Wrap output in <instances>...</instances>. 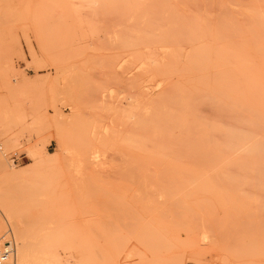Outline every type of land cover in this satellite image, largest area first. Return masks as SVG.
I'll return each mask as SVG.
<instances>
[{
  "label": "rangeland",
  "instance_id": "rangeland-1",
  "mask_svg": "<svg viewBox=\"0 0 264 264\" xmlns=\"http://www.w3.org/2000/svg\"><path fill=\"white\" fill-rule=\"evenodd\" d=\"M262 33L264 0H0V245L14 243L15 264V210L26 264H264ZM239 49L250 64L230 71ZM177 93L204 98L182 123ZM217 123L232 144L217 146Z\"/></svg>",
  "mask_w": 264,
  "mask_h": 264
},
{
  "label": "bare ground",
  "instance_id": "bare-ground-1",
  "mask_svg": "<svg viewBox=\"0 0 264 264\" xmlns=\"http://www.w3.org/2000/svg\"><path fill=\"white\" fill-rule=\"evenodd\" d=\"M209 1H210V0H209ZM154 2H155V1H154ZM199 2H200V1H199ZM191 3H192V2H191ZM195 4H196V3L194 2V6H195ZM147 5H148V4H147ZM192 5H193V3H192ZM198 5H199V4H198ZM89 6H90V5H89ZM215 6H216V5H215ZM91 7H92V6H91ZM206 7H207V6H206ZM141 8H142V7H141ZM141 8H140V9H141ZM166 8H167V7H166ZM192 9H193V8H192ZM203 9H204V8H203ZM246 9H247V8H246ZM252 9H253V8H252ZM207 10H208V9H207ZM147 11H148V10H147ZM191 11H192V10H191ZM259 11H260V10H259ZM192 12H193V11H192ZM198 12H199V10H198ZM247 12H248V11H247ZM199 13H200V12H199ZM214 13H215V12H214ZM262 14H263V13H262ZM134 16H135V15H134ZM153 16H154V15H153ZM206 16H207V15H206ZM249 16H250V15H249ZM151 17H152V16H151ZM171 17H172V16H171ZM161 18H163V17H161ZM202 19H203V17H202ZM148 20H149V19H148ZM203 20H204V19H203ZM248 20H249V19H248ZM166 21H167V20H166ZM208 21H209V20H208ZM244 21H245V20H244ZM216 22H217V21H216ZM232 22H234V21H232ZM248 22H249V21H248ZM181 23H182V22H181ZM211 23H212V22H211ZM218 23H219V22H218ZM257 23H258V22H257ZM220 24H221V23H220ZM220 24H219V26H220ZM245 24H246V23H245ZM161 25H162V24H161ZM170 25H171V24H170ZM130 26H131V25H130ZM135 26H136V25H135ZM135 26H133V27H135ZM179 26H180V25H179ZM208 26H209V25H208ZM259 27H260V26H259ZM261 27H262V26H261ZM156 28H157V27H156ZM233 28H234V27H233ZM238 28H239V27H238ZM171 29H172V28H171ZM177 29H178V28H177ZM218 29H219V28H218ZM223 30H224V29H223ZM236 30H237V29H236ZM261 30H263V29H261ZM205 31H206V30H205ZM131 33H132V32H131ZM221 33H222V32H221ZM238 33H239V32H238ZM160 34H161V33H160ZM182 34H183V33H182ZM260 34H261V33H260ZM262 34H263V33H262ZM165 35H166V34H165ZM167 35H168V34H167ZM212 35H213V34H212ZM216 35H217V34H216ZM254 35H256V34H254ZM263 35H264V34H263ZM173 36H174V35H173ZM206 36H207V35H206ZM132 37H133V36H132ZM215 37H216V36H215ZM219 37H220V36H219ZM137 38H138V37H137ZM164 38H166V37H164ZM169 38H170V37H169ZM172 38H173V37H172ZM216 38H218V37H216ZM221 38H222V37H220L219 39H221ZM138 39H139V38H138ZM166 40H167V39H166ZM176 40H177V39H176ZM222 40H223V39H222ZM238 40H239V39H238ZM219 41H220V40H219ZM173 42H174V41H173ZM230 42H231V41H230ZM149 43H150V42H149ZM158 44H159V43H158ZM150 45H152V44H150ZM227 45H229V44H227ZM195 47H196V46H195ZM224 47H227V46H224ZM151 49H152V48H151ZM217 50H218V49H217ZM152 52H153V51H152ZM152 52H151V56H152V55H156L155 52H154L153 54H152ZM156 52L158 53V51H156ZM179 53H180V52H179ZM179 53H178V54H179ZM148 54H149V53H148ZM180 54H181V53H180ZM180 54H179V55H180ZM227 55H228V56H227ZM227 55H225V57H227V58L229 59V62H230V68H229V70H230V71H232L233 66H234V67H237V68H242V69H243V68H246L247 65L250 64V56H249V53L246 52V51H244V50H240V49H239V50H236V51H231V52L227 53ZM167 57H169V56L167 55ZM167 57H166V58H167ZM151 58H152V57H151ZM158 58H159V57H157V59H158ZM157 59H156V60H157ZM167 59H168V58H167ZM230 59H231V60H230ZM157 61H158V60H157ZM253 64H254V63H253ZM183 65H184V64H183ZM190 65H192V63H191ZM195 65H196V64H195ZM184 66H185V65H184ZM192 66H193V65H192ZM185 68H186V67H185ZM192 68H193V67H192ZM207 69H208V68H207ZM196 70H197V69H196ZM181 71H182V70H181ZM226 73H227L226 71H219V72H218V76H220V77H225V76H226ZM163 74H164V73H163ZM166 75H167V74H166ZM216 75H217V73H216ZM230 75H231V74H230ZM231 79H232V78H230L229 82L227 83V85H228L229 88L231 87V86H230V85H231ZM211 83H212V82H211ZM214 83H215V82H214ZM176 84H177V83H176ZM218 85L221 86V87H227V85L225 86L224 82L218 83ZM169 86H172V85H169ZM163 87H164V86H163ZM165 89L168 90L169 88H168V89L165 88ZM165 89L163 90V92L166 91ZM169 90H170V89H169ZM166 92H168V91H166ZM166 92H164V93H166ZM174 92H176V90H175ZM208 92H209V91H207L206 93H208ZM216 92H217V91H216ZM164 93H163V94H164ZM192 93H193V92H192ZM168 94H169V93H168ZM178 94H179V93H177V95L173 94V97H175V99H176L177 101H174L172 98H170V99H171L174 103L177 102V103H179V104L181 105V106H180V105H179V106H180V115H181V123H182V122H183V119L185 120V115L191 114V113L193 112V110H192V112L190 111L191 108H192V109L197 108V107L199 106L200 102L202 103V100H201V99H204V98H202L201 95L198 96V94H197L196 96H195V95L192 96V97H195L194 99H191V98H192L191 96H190V98L188 99L187 97L185 98L184 94H182V93H181L180 95H178ZM193 94H194V93H193ZM201 94H202V96L204 97V93H201ZM218 94H219V93H218ZM156 95H157V94H156ZM171 95H172V94H171ZM171 95L169 94L170 97H171ZM205 95H206V94H205ZM159 96H160V95H158V96H156V97H159ZM167 96H168V95L166 94L164 97L166 98ZM169 96H168V97H169ZM211 96H212V95H211ZM156 97H155V99H156ZM168 97H167V98H168ZM198 97H199V98H198ZM200 97H201V99H200ZM205 98H207V97H205ZM209 98H210V97H209ZM209 98H208V99H209ZM153 99H154V98H153ZM153 99H152V100H153ZM155 99H154V102L156 101ZM158 99H159V98H158ZM196 99H199L200 102L197 101L198 103H196ZM229 99H230V102H229V100H228V107L232 105V100H231V98H229ZM152 100H151V101H152ZM189 100H190V101H191V100H194V102H195V103L193 102L194 105H195L194 107L191 105L192 102H190L189 105L187 106V103H188ZM172 101H169V102H172ZM214 101H215V100H214ZM138 103H139V102H138ZM151 103H152V102H151ZM151 103H150V104H151ZM166 103H167V102H166ZM174 103H172V104H174ZM177 103H176V104H177ZM167 104H168V103H167ZM167 104H165V105H167ZM172 104L169 103L170 106H171ZM176 104H175V105H176ZM197 104H198V106H196ZM224 104H225V101H224V100H220V101H219V104H218V107H219V108H217V109L215 108V109H216V110L219 109L218 111H221V112H223L222 110H225V112H226L228 108L225 109V108L223 107ZM151 105H152V104H151ZM163 105H164V103H163ZM165 105H164V106H165ZM190 105H191L192 107H191ZM200 105H202V104H200ZM243 105H244V104H243ZM249 105H250V104H249ZM152 106H153V105H152ZM167 106H168V105H167ZM215 106H216V105H215ZM225 106H226V105H225ZM245 106H246V105H245ZM157 107H160V106H155L156 109H157ZM172 107H174V105H172L171 107H168V108H171V109H172ZM176 107H177V106H176ZM176 107H174V108H176ZM155 108H154V110H155ZM160 108H161V107H160ZM166 108H167V107H166ZM199 108H201V107L199 106ZM242 109H244V106H243ZM152 110H153V109H152ZM160 110L162 111V109H160ZM160 110H159V111H160ZM177 110H178V109H177ZM232 110H233V107H232ZM251 110H252V109H251ZM173 111H174V110H173ZM173 111H172V112H173ZM229 111H230V110H228L227 112H229ZM233 111H234V110H233ZM252 111H255V110H252ZM152 112H155V113L157 114L156 111H152ZM166 112H167V110L165 111V113H166ZM221 112H220V113H221ZM225 112H223V114H224ZM146 113H147V112H146ZM208 113H209V112H208ZM216 113H217V112H216ZM216 113H215V114H216ZM220 113H218V114L220 115ZM248 113H249V112H248ZM253 113H254V112H253ZM141 114H142V113H141ZM161 114H162V112H161ZM168 114L170 115V112H169ZM212 114H213V113H212ZM221 114H222V113H221ZM225 114H226V113H225ZM225 114H224V116H225ZM230 114H231V113H229V116H231ZM242 114H243V113H242ZM138 115H139V114H138ZM146 115H147V114H146ZM169 115H167V116H169ZM227 115H228V113H227ZM239 115H241V114H239ZM244 115H245V114H244ZM251 115H253V114H251ZM263 115H264V114H263ZM156 116H157V115H156ZM158 116H159V114H158ZM161 116H163V115H161ZM189 116H190V115H189ZM189 116H188V118H189ZM211 116H212V115H211ZM213 116H214V114H213ZM216 116H217V115H216ZM220 116H221V115H220ZM220 116H219V117H220ZM229 116H228V118L230 119ZM242 116H243V115H242ZM242 116H241V117H242ZM136 117H137V116H136ZM147 117H148V116H147ZM163 117H164V116H163ZM217 117H218V116H217ZM217 117H213V118L216 119V120H221V123H223V122H227V121H223V122H222V118H223V116H221V118H219V117L217 118ZM226 117H227V116H226ZM233 117H234V116H233ZM233 117L231 116V118H232L231 120H233ZM263 117H264V116H263ZM139 118H140V117H139ZM139 118H137V119H139ZM156 118H157V117H156ZM159 118H160V117H159ZM159 118H157V119H159ZM164 118H165V117H164ZM170 118H172V116H170ZM188 118H187V121H188ZM190 118H191V117H190ZM228 118H226V119H228ZM239 118H240V117H239ZM247 118H248V117H247ZM147 119H148V118H147ZM191 119H193V118H191ZM191 119H190V120H191ZM226 119H225V120H226ZM229 119H228V120H229ZM242 119H243V118H242ZM245 119H246V118H245ZM245 119H244V120H245ZM145 120H146V119H145ZM154 120H155V119H154ZM171 120H172V119H171ZM190 120H189V122H190ZM208 120H210V118H209ZM223 120H224V119H223ZM263 120H264V119H263ZM146 121H147V120H146ZM146 121H145V122H146ZM151 121H153V118L151 119ZM156 121H158L159 123L161 122L160 124L158 123L160 126H163V125L165 126V125H166V124L164 123V121H163V122H162V121H159V120H156ZM174 121H176V123H178L179 120H174ZM187 121H186V122H187ZM246 121H247V119L245 120V122H246ZM140 122H141V121H140ZM154 122H155V121H154ZM154 122H152V123L154 124ZM234 122H235V121H234ZM241 122H242V121H241ZM241 122H240V123H241ZM245 122H244V123H245ZM261 122H262V121H261ZM138 123H139V122H138ZM162 123H163V125H162ZM171 123H172V121H171ZM171 123H169V124L171 125ZM181 123H180V124H181ZM191 123H192V120H191ZM191 123L189 124V126H192V125H193L192 128L195 129V128H194V127H195L194 125H196V124H192V125H191ZM195 123H196V122H195ZM221 123H220V124L217 123V124L214 126V127H215V131H214V130H213V131L217 134V137H216V139H215V142H216L217 146H220V147L222 146V147H223V146H227L228 143H231V144L233 143V142H231V140H230V133H232L234 130L232 131L233 128H230V129H231V130L229 129V132H230V133H228L227 128H225V127L229 126V124H228L229 121H228V123H225V124H224V125L227 124V126H224V125L221 124ZM231 123H232V122H231ZM235 123H236V122H235ZM242 123H243V122H242ZM251 123L253 124V126L255 127V129H256V125H257V127H261V128L263 127L262 125H261V126H258L259 123H258V124H255L254 122H251ZM251 123H250V128L252 127ZM141 124H142V123H141ZM144 124H145V123H144ZM148 124H149V123H148ZM153 124H151V125L153 126ZM156 124H157V123H156ZM158 124H157V125H158ZM167 124H168V121H167ZM169 124H168L167 126H165V127H161L162 130H163V128H165L164 130H166V127H167V130H170L171 128L174 130V128H176V127H174V126L176 125L175 123H174V126H173L174 128L171 127L173 124H172V125L170 126V128H169V127H168ZM236 124H237V123H236ZM247 124H248V123H247ZM254 124H255V125H254ZM263 124H264V122H263ZM177 125H178V124H177ZM230 125H231V124H230ZM241 125H242V124H241ZM245 125H246V124H244V126H245ZM142 126H143V125H142ZM148 126H149V125H148ZM178 126H179V125H178ZM184 126H185V125H184ZM231 126H232V125H231ZM239 126H240V125H239ZM153 127H154V126H153ZM155 127H157L156 129H161L159 126H155ZM245 127H246V126H245ZM168 128H169V129H168ZM187 128H188V127H187ZM206 128H207V127H206ZM228 128H229V127H228ZM143 129H144V128H143ZM145 129H146V128H145ZM145 129H144V130H145ZM151 129H152V128H151ZM180 129H181V127H180ZM180 129H176V130L179 131ZM234 129H235V128H234ZM241 129H243V126L241 127ZM244 129H245V128H244ZM246 129H248V128L246 127ZM152 130H153V129H152ZM167 130H166V131H167ZM173 130L171 131V133H170V131H169V132H166L167 135H168V137L170 136V139H171V140H172V138H175V139H176V136H178V134H177L178 131H177L176 133H174ZM182 130L184 131V127H183ZM146 131H147V130H146ZM149 131H150V130H149ZM174 131H175V130H174ZM142 132H143V131H142ZM150 132H151V131H150ZM172 132H173V133H172ZM211 132H212V131H211ZM145 133H146V132H145ZM151 133H152V132H151ZM169 133L172 134L174 137H172V135H169ZM179 133H182V132H179ZM205 133H206V132H205ZM143 134H144V133H143ZM143 134H142V135H143ZM147 134H148V133H147ZM147 134H146V135H147ZM174 134H175L176 136H175ZM183 134H184V133H183ZM196 134H197V133H196ZM202 134H203V133H202ZM212 134H213V133H211V136L213 137L214 134H213V135H212ZM257 135H258V134H257ZM260 135H261V134H260ZM152 136H153V135H152ZM180 136H181V134H180ZM180 136H179V138L181 139ZM201 136H202V135H201ZM233 136H234V134H233ZM240 136H241V135H240ZM244 136H245V135H244ZM252 136H253V135H252ZM171 137H172V138H171ZM206 137H208V139H209L210 136H206ZM212 137H211V138H212ZM247 137H248L249 139L252 138V137L250 138L248 135H247ZM154 138H158V136L156 135V137H154ZM179 138H177V139H179ZM196 138H197V137H196ZM232 138H234V137H232ZM241 138H243V136H241ZM241 138H239V139H240V141H241V143H242V140H243V139L241 140ZM257 138H258V137H257ZM257 138H256V139H257ZM152 139H153V138H152ZM152 139H151V140H152ZM182 139H183V138H182ZM182 139H181V142H183V140H184V143L187 141V140H185V139H183V140H182ZM186 139H188V137H187ZM246 139H247V138H246ZM258 139H259V138H258ZM262 139H263V138H262ZM148 140H149V139H148ZM154 140L156 141V140H158V139H154ZM154 140H153V143H155ZM173 140H174V139H173ZM201 140H203V138H202ZM212 140H213V139H212ZM233 140H234V139H233ZM233 140H232V141H233ZM244 140H245V138H244ZM176 141H177V143H176L177 145H174V143H175ZM178 141H180V140H175L174 143L171 141V142L173 143V146H175V148L173 147V149H176V150L178 151V152L175 151V152H177V154L181 152L182 154H181V153L179 154V156H180L179 158H182V157H183V159L186 158V161H185V160H184V161H185L186 164H188L187 161H189V160L192 161V160H193V159H189V157H187V156H184V155H186V154H187L188 156L192 155V154H188V153H192L190 150H188V152L184 150V149H185L184 147H185L187 144H189V142H188L189 140L187 141L188 143H186L185 146H183L184 144H182L183 147H181V142H180V144H179ZM207 141H209V140H207ZM247 141H248V140H247ZM260 141H261V140H260ZM141 142H142V141H141ZM158 142H159V141H158ZM158 142H157V143H158ZM167 142H168V141H167ZM171 142H170V140H169V145H168V146H170V144H172ZM198 142H199V139H198ZM142 143H143V142H142ZM153 143H152V144H153ZM203 143H204V142H203ZM241 143H240V145H241ZM246 143H247V142H246ZM147 144H148V143H147ZM149 144H150V143H149ZM149 144H148V145H149ZM178 144H179L180 147H181L180 149H179ZM231 144H230V147H231ZM234 144H235V143H234ZM247 144H248V143H247ZM144 145H145V144H144ZM158 145H159V143H158ZM197 145H198V144H197ZM243 145H244V143H243ZM251 145H252V144H251ZM259 145H260V144H259ZM262 145H263V144H262ZM233 146H234V145H232V148H233ZM154 147H155V146H154ZM156 147H157V146H156ZM241 147H242V146H241ZM144 148H145V147H144ZM144 148L142 147V150H144ZM158 148H162V147H159V146H158ZM167 148L169 149V147H167ZM167 148L165 149V151L167 150ZM171 148H172V146H171ZM171 148H170V149H171ZM177 148H178V149H177ZM182 148H183V150H184L185 152H187V153L184 152V154H183V152H182L183 150H181ZM260 148H261V145H260ZM260 148H259V149H260ZM262 148H263V147H262ZM262 148H261V149H262ZM153 149L155 150L156 148H153ZM170 149H169V152H170ZM173 149H171V150L174 152ZM186 149H187V148H186ZM197 149H198V148H197ZM219 149H220V148H219ZM241 149H242V148H241ZM244 149H245V148H244ZM246 149H247V151H248V146H247ZM261 149H260V150H261ZM158 150H159V149H156L155 151H158ZM160 150H161V149H160ZM228 150H229V148H228ZM233 150H234V149H233ZM249 150H250V148H249ZM253 150H254V149H253ZM253 150H252V153H253ZM263 150H264V149H263ZM263 150H261V151L263 152ZM148 151H149V150H148ZM172 151H171L170 153H172ZM189 151H190V152H189ZM199 151H200L201 153H203L201 150H199ZM207 151H208V150H207ZM207 151H206V152H207ZM209 151H210V150H209ZM231 151H232V150H231ZM241 151H242V150H241ZM169 152H166V154H167V153L169 154ZM195 152H197L196 154H198V156H199L200 152H199V153H198V151H195ZM195 152H194V154H195ZM228 152H229V151H228ZM236 152H237V151H236ZM158 153L161 154L160 151H159ZM210 153H211V151H210ZM257 153H258V152H257ZM257 153H254V154H252V155H253V156H254V155H257ZM164 154H165V153H164ZM166 154H165V155H166ZM168 154H167V155H168ZM173 154H174V153H173ZM204 154H205V152H204ZM204 154H202V155H204ZM247 154H248V153H247ZM258 154H259V153H258ZM167 155H166V156H167ZM202 155L200 154V156H202ZM207 155L210 156L209 154H207ZM207 155H206V157H207ZM243 155H244V154H243ZM171 156H172V155H171ZM171 156H170V157H171ZM174 156H175V155H174ZM174 156H173V157H174ZM192 156L194 157L195 155H192ZM214 156H215V155H214ZM214 156H212V157H214ZM237 156H238V155H237ZM245 156H246V155H245ZM258 156H259V159H260V155H258ZM195 157H196V156H195ZM210 157H211V156H210ZM232 157H233V156H231V158H232ZM239 157H240V156H239ZM246 157H247V156H246ZM171 158H172V157H171ZM175 158H176V157H175ZM187 158H188L189 160H187ZM199 158H200V157H199ZM201 158H202V157H201ZM201 158H200V161L204 159V157H203L202 159H201ZM207 158H208V161H209V157H207ZM233 158H234V157H233ZM255 158H256V161H259V159H257L258 157L255 156ZM183 159H182V162H183ZM197 159H198V157H197ZM211 159H212V158H211ZM243 159H244V158H243ZM248 159H249V158H248ZM179 160H180V159H179ZM239 160H240V159H239ZM41 161H42V160H41ZM41 161H40V163H41ZM190 161H189L190 164H192V163L194 162V161H192V162H190ZM196 161H197V160H196ZM198 161H199V159H198ZM200 161H199V164H200ZM204 161H205V163H204V166H203L202 162H204ZM244 161H245V160H244ZM256 161H255V162H256ZM262 161H263V160H262ZM202 162H201V164H202L201 166H203V167L205 168V164H206V166H207L206 160L204 159ZM210 162H211V161H210ZM229 162H230V161H229ZM249 162H250V161H249ZM255 162H254V163H255ZM43 163H44V162H43ZM194 163H195V162H194ZM197 163H198V162H197ZM197 163H196V164H197ZM211 163H212V162H211ZM230 163H232V161H231ZM237 163H238V161H237ZM241 163H242V162H241ZM257 163H260V162H257ZM213 164H214V163H213ZM243 164H244V163H243ZM245 164H246V163H245ZM260 164H261V163H260ZM222 165H223V164H222ZM229 165H230V166H233V165H231V164H229ZM236 165H237V164H236ZM261 165H262V164H261ZM148 166H149V165H148ZM151 166H152V165H151ZM156 166H157V165H156ZM173 166H174V165H173ZM196 166H197V165H195V167H196ZM198 166H199V165H198ZM201 166H200V167H201ZM238 166H239V165H238ZM174 167H175V166H174ZM208 167H209V165H208ZM208 167H207V169H208ZM260 167H261V169H262L263 165L260 166ZM181 168H183V167H181ZM181 168H180V169H181ZM226 168H227V169L225 170V174L222 172L223 170L220 171V172L223 173L224 175H226V171L228 172V171H229L228 168H230V167H226ZM234 168H235V167H234ZM242 168H243V167H242ZM256 168H257V165H256ZM154 169H155V167H154ZM196 169H197V168H194V170H196ZM211 169H212V168H211ZM258 169H259V167H258ZM174 170H175V169H174ZM185 170H186V168H185ZM185 170H184V173L181 172L183 175H184V174H187V173H185ZM199 170H201V169L199 168ZM199 170H197V171H199ZM233 170H234V169H233ZM233 170L230 169L229 173H231V171H232V173H234L235 170H234V171H233ZM247 170H248V169H247ZM251 170H253V169H251ZM255 170H256V169H255ZM187 171L189 172V170H187ZM201 171H202V170H201ZM208 171H209V170H208ZM27 172H28V171H27ZM149 172H150V171H149ZM191 172H192V169H191ZM235 172H236V171H235ZM150 173H152V172H150ZM193 173H195V172H193ZM203 173H204V172H203ZM205 173H206V172H205ZM208 173H209V172H208ZM211 173H212V172H211ZM218 173H219V172H218ZM232 173H231V174H232ZM250 173H251V172H250ZM19 174H20V172L12 173L11 177H12V178H17V176H18ZM189 174H190V173H188V175H186L187 177H186V179H184V180H188L187 178H188V176H190ZM196 174H197V173H195V175H196ZM236 174H237V173H236ZM248 174H249V172H248ZM258 174H259V173H258ZM158 175H159V174H158ZM191 175H192V173H191ZM198 175H199V173H198ZM213 175H214V174H213ZM213 175H212V176H213ZM232 175H233V174H232ZM252 175H253V173H252ZM24 176H25V175H24ZM162 176H164V174H163ZM181 176H182V175H181ZM184 176H185V175H184ZM184 176H183V177H184ZM210 176H211V175H210ZM212 176H211V177H212ZM226 176H227V175H226ZM260 176H261V175H260ZM260 176H259V177H260ZM21 177H22V176H21ZM183 177H182V178H183ZM195 177H196V176H195ZM195 177H193V178H195ZM208 177H209V176H208ZM213 177H214V176H213ZM220 177H222V178H220ZM228 177H229V176H228ZM228 177H227V178H228ZM238 177H239V176H238ZM251 177H252V176H251ZM151 178H152V177H151ZM162 178H163V177H162ZM165 178H166V177H164V179H165ZM197 178H199V177L197 176ZM219 178H220L219 180H221V179L224 180V177H223L222 175L219 176ZM225 178H226V177H225ZM230 178H231V177H230ZM159 179H160V180H159ZM159 179L157 178V180H159V181H163V182H164V179H161L160 177H159ZM167 179H168V178H167ZM190 179H191V178H190ZM212 179H213V178H212ZM212 179H211V181H212ZM214 179H216V178H214ZM214 179H213V181H212L213 183H215V182H214ZM217 179H218V178H217ZM217 179H216V182H218ZM228 179H229V178H228ZM232 179H233V178H232ZM236 179H237V178H236ZM85 180H86V179H85ZM154 180H155V179H154ZM157 180H155V181H156L155 183H153L154 181H153L152 183H153V184L159 183V181L157 182ZM198 180H199V179H198ZM252 180H253V178H252ZM258 180H259V179H258ZM194 181H195V180H194ZM224 181H225V180H224ZM229 181H230V179H229L227 182L230 184V187H231V183H230L231 181H230V182H229ZM234 181H235V180H234ZM261 181H262V180H261ZM145 182H146V181H145ZM150 182H151V181H150ZM163 182L161 183V185L164 184ZM189 182H191V180H190ZM221 182H222V185H223V181H221ZM243 182H245V181H243ZM152 183H151V184H152ZM146 184H147V182H146ZM165 184H166V183H165ZM169 184H171V183H168V185H169ZM215 184H216V183H215ZM218 184H219V182H218ZM225 184H226V182H225ZM235 184H237V183H235ZM243 184H244V183H243ZM245 184H246V183H245ZM257 184H258V182H257ZM156 185H157V184H156ZM158 185H159V184H158ZM222 185H221V186H222ZM246 185H247V184H246ZM251 185H252V184H251ZM154 186H155V185H154ZM154 186H152L153 189H154ZM197 186H198V185H197ZM214 186H215V185H213V187H214ZM218 186H219V185H218ZM221 186H219V187H220V190H221ZM225 186H228V185H225ZM225 186H223V188H225ZM86 187H87V186H86ZM152 187H151V188H152ZM167 187H169V186H167ZM167 187L165 188V186H163V189H162V186H161L160 188H159V187H155V188H159V189H158L159 191H155V190H157V189H154V191L157 192V194H159L158 192H161V189H162V191H163L164 188H165V190H164V192H165L166 189L168 190V189L170 188V187H169V188H167ZM178 187H179V186H178ZM191 187H192V186H191ZM230 187H228V188H230ZM180 188H181V187H180ZM193 188H194V186H193ZM223 188H222L221 191H224ZM244 188H245V186H244ZM252 188H255V187H253V185H252ZM214 189H216V187H215ZM239 189H240V187H239ZM186 190H187V189H186ZM196 190H197V189H196ZM230 190H231V189H230ZM245 190H246V189H245ZM188 191H189V190H188ZM247 191H249V190H247ZM253 191H254V189H253ZM167 192L170 193L171 191L168 190ZM185 192H186V191H185ZM191 192H192V191H191ZM213 192H214V191H213ZM0 193H2V192H0ZM161 193H162V192H161ZM165 193H166V192H165ZM181 193H182V192H181ZM4 194H5V193H4ZM4 194H2V195H4ZM157 194L155 193V195H157ZM162 194H163V193H162ZM183 194H184V193H183ZM6 195L8 196V194H6ZM9 195H10V194H9ZM160 195H161V194H160ZM4 196H5V195H4ZM9 197H10V196H9ZM163 197H164V194H163ZM167 197H169V196H167ZM28 198H29V197H28ZM160 198H161V196H160ZM155 199H157V198L155 197ZM162 200H163V199H162ZM170 200H171V199H170ZM157 201H158V199H157ZM164 201H165V200H164ZM154 202H155V201H154ZM165 202H166V201H165ZM165 202H164V203H165ZM156 203H157V202H156ZM159 203H160V202H159ZM262 203H263V202H262ZM28 205H29V204H28ZM186 205H187V204H186ZM251 207H252V206H251ZM9 214H11V215H9L10 223H11V226H12V227H11V233H13V234L17 237L16 239L19 240V244H20V246H19V247H20V248H19L20 250H18V251H19V253H18V255H19V257H18V258H19V264H26L25 262H26V249H27V247H26V245H27V238H26V236H27V235H26V233H25L23 230H19V229L17 228V226H16L15 217H17L18 212H16V210H15L14 213H11V212H10ZM12 214H13V215H12ZM21 214H22V213H21ZM24 215H25V214H24ZM20 217H21V216H20ZM23 218H24V216H23ZM23 218L21 217V220H22V221H24V222H28V220H26V221L24 220L26 217H25L24 219H23ZM26 219H27V218H26ZM24 222H23V223H24ZM43 222H44V221H43ZM31 224H32V223H31ZM10 242H11L12 245L14 246L13 263H12V264H15V253H16L15 245H14V243H13L12 241H10Z\"/></svg>",
  "mask_w": 264,
  "mask_h": 264
},
{
  "label": "built area",
  "instance_id": "built-area-1",
  "mask_svg": "<svg viewBox=\"0 0 264 264\" xmlns=\"http://www.w3.org/2000/svg\"><path fill=\"white\" fill-rule=\"evenodd\" d=\"M12 163H17V157L12 156ZM13 253L14 246L9 240H5L2 245H0V264H12L13 263Z\"/></svg>",
  "mask_w": 264,
  "mask_h": 264
}]
</instances>
